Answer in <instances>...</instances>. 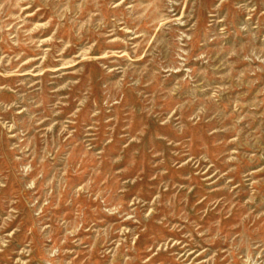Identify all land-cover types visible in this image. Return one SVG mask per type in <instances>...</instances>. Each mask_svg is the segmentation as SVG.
<instances>
[{"label": "rangeland", "instance_id": "obj_1", "mask_svg": "<svg viewBox=\"0 0 264 264\" xmlns=\"http://www.w3.org/2000/svg\"><path fill=\"white\" fill-rule=\"evenodd\" d=\"M0 264H264V0H0Z\"/></svg>", "mask_w": 264, "mask_h": 264}]
</instances>
